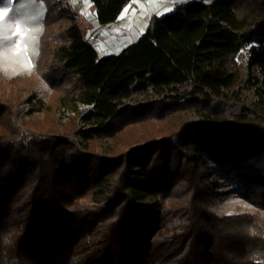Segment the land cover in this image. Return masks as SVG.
Wrapping results in <instances>:
<instances>
[{"label":"trees","instance_id":"obj_1","mask_svg":"<svg viewBox=\"0 0 264 264\" xmlns=\"http://www.w3.org/2000/svg\"><path fill=\"white\" fill-rule=\"evenodd\" d=\"M41 1L52 105L93 110L79 141L37 130L38 83L0 73V264H264V0L174 3L102 56L79 0Z\"/></svg>","mask_w":264,"mask_h":264},{"label":"rangeland","instance_id":"obj_2","mask_svg":"<svg viewBox=\"0 0 264 264\" xmlns=\"http://www.w3.org/2000/svg\"><path fill=\"white\" fill-rule=\"evenodd\" d=\"M69 1L71 3L76 2V0ZM79 1L81 3L79 8L81 17L79 19L84 37L95 47L98 56H102L119 53L124 47L135 42L144 33L151 16L166 14L172 10L174 3L183 0H130L123 6L118 20L110 24H98L91 13L90 1ZM5 10H7L8 15L0 20V37H11V39L0 43V73L5 80L22 76L36 80L38 95L44 99L45 105L50 106L49 109L44 107L38 109L32 115H27L24 112L23 118L25 120L33 119L37 130L56 129L61 131V129L68 128L67 125L70 123V126L73 125L69 131L70 139L73 141L81 140L76 131L84 126L81 118L87 113L81 117L77 114L71 116L62 114L61 108L63 106L55 107L52 105L55 98L54 92L45 87L38 70L34 66L38 40L46 14L44 3L41 0H0V13ZM17 24L20 25V31L24 33L22 40L18 35H13L17 30ZM18 42L19 48L17 47ZM29 61H31V67L27 66ZM66 107L70 108L69 106ZM21 109L27 111L28 104L22 103ZM30 127L33 126L27 125L26 128ZM228 196L229 202L240 203L247 208H255L250 201L241 196L234 193ZM224 197L225 195H221V198ZM81 202L85 204L94 203L91 197H85L81 199Z\"/></svg>","mask_w":264,"mask_h":264},{"label":"built area","instance_id":"obj_3","mask_svg":"<svg viewBox=\"0 0 264 264\" xmlns=\"http://www.w3.org/2000/svg\"><path fill=\"white\" fill-rule=\"evenodd\" d=\"M184 2H208L211 0H183ZM93 110V104L88 103V104H83V103H77L76 109H70V108H61L62 114L66 116H71V115H78L81 117L85 113H89L90 111Z\"/></svg>","mask_w":264,"mask_h":264},{"label":"snow or ice","instance_id":"obj_4","mask_svg":"<svg viewBox=\"0 0 264 264\" xmlns=\"http://www.w3.org/2000/svg\"><path fill=\"white\" fill-rule=\"evenodd\" d=\"M6 15H8L7 10H5L2 13H0V20L4 19V16H6ZM16 29L17 30H16L15 33H13V35L14 36H17L18 35L20 37V39L22 40L24 38V33H22L20 31V25L19 24H17ZM10 39H11V37H0V43H2L5 40H10ZM17 47L19 48V42L17 44ZM25 48H26V46H25ZM27 66L28 67H31V61H29V64Z\"/></svg>","mask_w":264,"mask_h":264},{"label":"bare ground","instance_id":"obj_5","mask_svg":"<svg viewBox=\"0 0 264 264\" xmlns=\"http://www.w3.org/2000/svg\"><path fill=\"white\" fill-rule=\"evenodd\" d=\"M31 31V30H30ZM36 32V31H35ZM28 47H29V45H28ZM33 48V47H32ZM32 52V51H31Z\"/></svg>","mask_w":264,"mask_h":264}]
</instances>
